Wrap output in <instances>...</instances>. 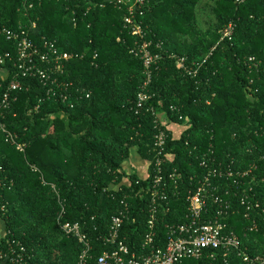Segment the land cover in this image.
Masks as SVG:
<instances>
[{
	"label": "trees",
	"instance_id": "trees-1",
	"mask_svg": "<svg viewBox=\"0 0 264 264\" xmlns=\"http://www.w3.org/2000/svg\"><path fill=\"white\" fill-rule=\"evenodd\" d=\"M126 15L127 8L120 9L111 0H0V28L24 27L37 42L47 37L56 40L62 51L82 55L68 64L62 78L92 92L90 98L74 96L64 103L42 95L43 86L27 79L24 89L16 93L18 100L6 111L8 127L27 144L23 152L2 139L0 165L15 182L12 190L4 192L10 203L9 236L27 246L28 264L79 262L82 245L58 223L60 198L66 218L88 225L94 240L108 233L112 216L123 201L129 202L132 214L123 235L132 250L143 253L155 128L151 113L136 110L146 76L143 62L131 52L139 38L124 28ZM143 19L148 38L164 41L169 54L202 64L196 76L189 75L176 59L163 54L149 87L157 95L151 103L158 110L167 111L178 123L170 108L181 107L192 124L184 136L171 135L169 141L175 158L165 160V169L177 168L182 180L179 189L167 180L169 199L161 204L156 226L157 244H166L167 225L186 221L197 176L203 174L198 157L210 150L217 166H257L249 181L264 202V0L243 4L153 0ZM233 21V39L222 40L223 29ZM5 52L16 53V45L0 33V55ZM252 57L255 62H248ZM134 151L148 163L146 176L125 168ZM113 185L120 189H112ZM222 186L234 189L232 182ZM223 198L235 202L224 218L229 229L240 235L252 254L264 256V222L253 231L255 219L246 218L240 201L224 193ZM219 204L213 201V215ZM164 206H169V213L163 212ZM97 246L99 251L102 246ZM180 264L206 261L186 258ZM213 264L245 263L233 254Z\"/></svg>",
	"mask_w": 264,
	"mask_h": 264
},
{
	"label": "built area",
	"instance_id": "built-area-1",
	"mask_svg": "<svg viewBox=\"0 0 264 264\" xmlns=\"http://www.w3.org/2000/svg\"><path fill=\"white\" fill-rule=\"evenodd\" d=\"M236 1L238 4H243L246 0ZM111 2L120 9L127 8L124 28L131 35L139 38L135 41L131 52L143 62L146 80L138 94L136 110L138 114L143 110L151 113L155 128L154 146L151 150L154 157L153 177L148 190L151 196L148 229L144 235L143 253L139 254V251L130 248L126 236L123 235L124 225L132 214L130 203L123 201L121 209L112 216L108 233L94 240L89 233L88 225L86 226L82 221H71L66 218L65 202L60 198L62 207L58 215V223L68 237L77 239L83 247L78 264H180L186 258L205 260L206 264H213L220 257L233 254L245 264H264V256L252 254L250 247L243 244L240 235L235 230L229 229L224 221L225 216L234 209L235 202L233 203L230 198L225 200L223 193L227 196L233 195L240 201L245 209L246 218L254 217L253 231L259 229L260 222H264V202L256 197L255 187L249 181L257 166L248 169H238L232 164L217 166L213 150L204 153L202 158L198 157L203 174L197 176L198 186L189 200L186 221L168 224L166 244L162 241L157 244L160 240H157L159 238H157L156 226L161 204L168 202L169 199L167 180L173 182L176 189H179L182 180V174L177 168L170 171L165 169V160L175 158L168 148L173 135L171 127L174 124L182 125L184 129L181 136H184L192 124L186 119L181 107L170 108L178 117L180 121L178 123L172 120V116L167 111L158 110L151 103L157 95L149 87L155 69L161 64L163 54L176 59L178 67L189 75L196 76L202 64L196 61L188 62L186 57L174 53L169 54L164 41L148 38L149 30L145 26L143 17L153 0H111ZM89 9L92 10V6L88 11ZM74 21L78 24L77 19ZM33 27H36V23ZM235 30V21L225 26L222 40H232ZM0 33L16 45V53L5 52L0 55V78L6 84L5 86L4 83L0 84V141L3 139L25 152L27 144L19 140V134L8 127L6 120V111L10 110L13 103L18 100L16 93L25 87L23 80L37 81L43 86L42 95L59 99L64 103L72 102L74 96L80 99L90 98L92 92L75 88L74 82H67L62 78L68 73V64L76 58L83 57L79 53L64 52L59 48L56 40L47 37L37 42L24 27L12 29L3 25ZM121 39L119 38V41ZM255 60L256 58L252 57L247 61L255 62ZM27 89H30V85ZM73 89L76 90V94L73 93ZM33 169L40 171L37 167ZM223 182H232L234 189L223 187ZM14 184L7 170L0 165V261L9 264H28L29 249L20 238L9 236L7 227L6 216L10 203L5 199L4 192L12 190ZM112 189H120V185H113ZM107 190L109 188L105 189ZM213 201L220 203L214 215ZM162 210L164 213L170 212L169 206H164ZM97 243L102 246L99 251H97ZM220 252L225 253L221 255Z\"/></svg>",
	"mask_w": 264,
	"mask_h": 264
},
{
	"label": "crops",
	"instance_id": "crops-1",
	"mask_svg": "<svg viewBox=\"0 0 264 264\" xmlns=\"http://www.w3.org/2000/svg\"><path fill=\"white\" fill-rule=\"evenodd\" d=\"M183 129L184 127L182 125L174 124L171 127V132L173 136H175L176 138H180L182 135ZM125 168L129 172L139 173L141 175L145 174V176L148 174L147 173L148 163L146 162V160L142 159L136 151L133 152V156L131 157V159H129L125 163Z\"/></svg>",
	"mask_w": 264,
	"mask_h": 264
}]
</instances>
